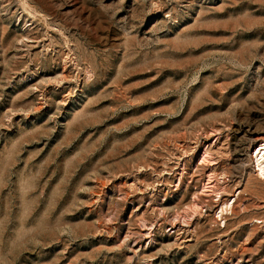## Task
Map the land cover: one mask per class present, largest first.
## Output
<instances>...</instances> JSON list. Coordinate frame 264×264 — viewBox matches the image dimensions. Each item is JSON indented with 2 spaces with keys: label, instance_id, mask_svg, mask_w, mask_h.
Listing matches in <instances>:
<instances>
[{
  "label": "rangeland",
  "instance_id": "rangeland-1",
  "mask_svg": "<svg viewBox=\"0 0 264 264\" xmlns=\"http://www.w3.org/2000/svg\"><path fill=\"white\" fill-rule=\"evenodd\" d=\"M262 138L264 0H0V264H264Z\"/></svg>",
  "mask_w": 264,
  "mask_h": 264
},
{
  "label": "bare ground",
  "instance_id": "bare-ground-1",
  "mask_svg": "<svg viewBox=\"0 0 264 264\" xmlns=\"http://www.w3.org/2000/svg\"><path fill=\"white\" fill-rule=\"evenodd\" d=\"M26 4V3H25ZM35 15V14H34ZM28 41V40H27ZM261 129V128H260ZM261 138V137H260ZM259 138V139H260ZM244 143V142H243ZM242 143V144H243ZM239 144V143H238ZM237 144V145H238ZM240 149V148H239ZM209 152V149L206 148L204 150V153L207 154ZM239 154V152L237 153ZM247 157L250 158V162H251V169H252V173L253 176H255L256 178L264 181V138H262L258 144H255L254 147L251 148V150L249 151V153L246 154ZM237 157V156H236ZM239 162V161H238ZM243 164V163H242ZM236 165V164H235ZM238 165V164H237ZM241 165V164H240ZM236 167V166H235ZM238 169V168H235ZM213 183V181H212ZM219 183V182H218ZM209 188L211 187L208 186ZM218 192V191H217ZM207 193V192H206ZM220 194V193H219ZM217 196V194H215ZM214 195V196H215ZM222 200V199H221ZM220 201V200H219ZM199 204V203H198ZM197 204V205H198ZM229 203L228 202H223V204L220 205L219 210L217 211V215L221 217V213L224 210H227ZM234 205V204H233Z\"/></svg>",
  "mask_w": 264,
  "mask_h": 264
}]
</instances>
